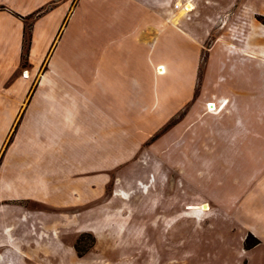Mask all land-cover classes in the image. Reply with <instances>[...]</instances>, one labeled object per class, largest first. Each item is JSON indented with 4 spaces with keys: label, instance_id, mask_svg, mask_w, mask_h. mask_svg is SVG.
Here are the masks:
<instances>
[{
    "label": "crops",
    "instance_id": "crops-1",
    "mask_svg": "<svg viewBox=\"0 0 264 264\" xmlns=\"http://www.w3.org/2000/svg\"><path fill=\"white\" fill-rule=\"evenodd\" d=\"M188 3L195 10L196 4L218 1L0 0V264H34V259L48 256L56 264H116L127 257L155 264L153 260L161 259L155 244L162 242L171 249L166 235L178 222L165 212L151 218L164 207L187 212L191 222L184 223L190 235L180 241L179 264L196 255L188 245L198 244L206 231L216 242L225 228L238 230L230 241L220 239L232 264H241L244 258L247 262L258 252L264 263V156L246 158L257 165L244 176L246 184H259L254 193L243 189L221 203L210 192L209 204L192 202L202 195L196 180L205 176L201 170L188 174L187 167L208 163L207 177H214L213 159L204 158L200 150L208 143L197 136L206 123L200 114L203 95H197L196 88L203 45L216 19L203 20L196 11H185ZM48 7L32 22L24 67L22 17ZM259 35L257 30L243 33L226 41L225 51H264ZM251 100L264 116L260 108L264 95L250 96L235 86L221 96L210 94L207 103L214 109L203 114L216 120L225 112L247 134L254 113ZM215 128L210 124L206 128L210 149L219 144ZM162 130L161 137L146 144L148 137ZM231 131L226 130V146L234 142L228 135ZM256 131V139L264 140V126ZM187 132L194 138L185 139ZM176 134L179 138L170 139ZM123 137L131 150H122ZM243 142L249 143L248 138ZM159 148L162 155H156ZM234 159L228 162L237 165ZM177 168L182 174L178 180H188L187 187L171 184L166 177ZM170 185L177 190V203H155L159 195L155 190L167 196ZM107 189L113 190L108 200L88 207L87 196L105 194ZM254 196L256 203L249 205ZM142 197L146 218L134 219L141 208L133 200ZM203 205L208 209L210 205V210L203 211ZM101 209L114 210V217L129 211L130 218L91 220L90 213ZM244 214L256 218L255 223H246ZM60 227L72 242L73 233L94 234L99 251L78 256L73 246L61 241ZM160 227L162 236L151 235ZM193 234L196 237L191 238L199 241L190 238ZM249 235L259 243L246 249ZM126 242L128 250L117 246ZM175 260L168 254L167 264Z\"/></svg>",
    "mask_w": 264,
    "mask_h": 264
},
{
    "label": "rangeland",
    "instance_id": "rangeland-1",
    "mask_svg": "<svg viewBox=\"0 0 264 264\" xmlns=\"http://www.w3.org/2000/svg\"><path fill=\"white\" fill-rule=\"evenodd\" d=\"M217 4H196V9L192 10V12L196 11L199 13V16L206 20L208 17L216 19V23L212 28L211 34L207 37L205 44L203 45V51L201 54V62L198 68V81H197V95L202 93V105L200 106V114H201V122L206 123V128L210 124L211 126H216L215 129L218 131L217 139L218 145L217 147L210 149L209 141L211 138H208V133L206 128L203 124H201L200 132H198L197 136L202 141H206L208 143L207 147H201V154L204 158L210 160L213 159V171L214 177L208 178L207 176V164L208 163H196L192 167H187L186 171L191 174H198V170L202 171V175L205 176L204 179H197L195 186L197 189L201 190L202 195L198 198L197 204H204L209 201V193L213 192V194L218 196L219 202L226 203L230 198L231 194H241L243 189L245 191L251 190V193L257 191L259 184L257 181L253 183L246 184L244 182V176L252 173V168H255L257 165L254 163L248 162L246 158H251L253 156H264V140L258 141L257 137V128L260 126H264V116L262 112L257 113L256 110V101L251 100L250 105L254 107V113L249 116V132L248 137L247 134L242 133L241 128L239 125H235V123L230 121L229 116L225 114H220L219 112L218 118L215 120L213 118H208L204 116L205 111H210L208 109V96L210 94H214V92L221 96V94H227L231 90L232 86L236 88L243 89L248 92L250 96H254L257 94L264 95V51L256 49L251 53H244L238 50L232 51H225V44L226 41H234L235 38H241L242 34H252L259 32V36L261 40L264 38V0H217ZM32 20H26V25L28 26L32 23ZM232 39V40H231ZM236 44L241 45V41H235ZM210 55H212V60H210ZM207 96V97H205ZM252 98V97H251ZM264 102V101H263ZM208 104V105H207ZM264 104V103H263ZM226 106V104H225ZM224 106V107H225ZM221 108V107H220ZM260 108H264V105H260ZM220 110V109H218ZM263 110V109H262ZM247 120V118L245 117ZM262 119V120H261ZM177 120V119H175ZM176 122V121H174ZM247 122V121H246ZM235 125V126H234ZM171 126V125H170ZM233 129L229 138L233 139L234 142L230 146H226L223 141L226 139V130ZM236 128V129H235ZM165 130L159 131L155 134H152L148 137L146 144L149 145L153 143L156 139L161 137ZM247 132V131H246ZM76 135V133H74ZM95 133H90L91 135H95ZM146 135L143 136L146 138ZM185 139H193L194 134L187 132L184 134ZM142 136V135H141ZM175 136V137H174ZM172 135L170 139H177L178 134ZM183 136V135H182ZM179 138V137H178ZM243 138H248L249 143L243 142ZM129 140L123 137V151L131 150V148L126 147ZM163 145V144H161ZM162 148V147H161ZM159 148L156 155H162L161 151L163 149ZM133 150V149H132ZM183 150V149H182ZM186 150V149H185ZM188 151V150H187ZM173 155L177 156L180 155L177 152L172 153ZM183 155V154H182ZM235 158L234 163L230 164L228 162L229 158ZM228 158V159H227ZM227 159V162H226ZM167 165H165L166 167ZM233 166V167H232ZM239 168H243L242 170ZM167 169H165V172ZM166 177L168 176L169 182L171 184H181L184 186H188V180L179 181L178 177L180 174L179 168L176 169L175 172H168L165 173ZM215 174H217L218 178H216ZM207 177V178H206ZM211 177V176H210ZM238 179V182L235 183V180ZM141 182V181H140ZM184 189H186L184 187ZM169 190V195L165 196L161 194V190H155V193L159 194L155 196V203L168 201L171 205L177 203L178 196L175 195L176 189L170 185V188L167 187ZM112 189H107L105 194H98V195H89L88 198V207L93 208L95 206L102 205L106 200L109 199L110 193ZM244 191V192H245ZM256 196L248 199L249 205L252 203L255 204ZM75 198V197H74ZM189 197H187L188 199ZM247 198V196H246ZM158 200V201H157ZM123 200L120 199V202ZM133 202L139 203V208H141L137 213L134 215V219L146 218V201L145 198L142 197L141 199H137ZM132 202V203H133ZM192 204V203H188ZM194 204V203H193ZM209 204V203H207ZM73 206H76L75 204ZM256 206V205H254ZM187 209H194L192 205H188ZM144 210V211H143ZM210 210V205L209 209ZM203 210V211H208ZM165 212V213H164ZM163 213L166 216H169L170 219L177 220V224L168 230L167 238L171 240L169 244L171 249L165 245V243L159 242L156 243L155 246L158 250V254L160 256V260H153L155 264H167L168 254L176 256V260L173 261L171 264H179L180 259H182L183 255H178V247H180L181 239H188L190 232L186 227H184V223L190 224L188 218V213L176 211V209H172L169 211L167 208L164 207V210H160L158 213H154V216L151 218H155V215L163 216ZM91 220L93 219H121L126 218L129 219V211H122L120 217L115 214L114 210H100L99 212L90 213ZM150 214V213H149ZM182 215V216H179ZM243 220L246 223H255V219L252 216L247 214L243 215ZM42 232L47 231L45 227H42ZM63 232L59 233V237L61 241H63L68 247L73 246L76 251L77 255L82 257L86 255L90 251H99L100 245L97 243V239L95 238L94 234L92 233H73L74 234V242L71 241V238L68 237L69 233L66 234V230L64 228L60 229ZM234 230V229H233ZM229 231L226 228L223 230V241H228L232 236L238 233L236 231ZM164 229L163 228H156L153 230L151 235H158L159 237L163 235ZM203 236L202 240L198 244L188 245V248L196 249V255L191 257L190 259L186 260V264H232L231 260L228 257L227 247L226 244L220 241V236H218V240L215 242H211V237L208 234L209 232ZM46 236L47 234H43ZM49 235V234H48ZM221 235V234H219ZM195 236L194 234L191 237ZM43 237V236H42ZM196 237V236H195ZM254 237V236H253ZM47 238V237H45ZM195 242L199 241L196 238H191ZM43 240V239H42ZM231 240V239H230ZM229 240V241H230ZM183 242V241H182ZM128 242L117 244L118 247H122L123 250L126 248L128 250L129 247ZM177 249V250H174ZM66 251V250H65ZM52 256V255H51ZM48 256L46 258H38L34 259L32 262L34 264H56L57 261ZM234 259V258H233ZM109 262V261H107ZM115 262V261H110ZM130 262H139V264H143L145 259L134 261L129 259V257L120 259L116 261V264H130ZM66 264V263H63ZM235 264V263H234ZM241 264H264L262 260H260V253L258 252L257 255L251 256L250 260L244 258L241 261Z\"/></svg>",
    "mask_w": 264,
    "mask_h": 264
},
{
    "label": "trees",
    "instance_id": "trees-1",
    "mask_svg": "<svg viewBox=\"0 0 264 264\" xmlns=\"http://www.w3.org/2000/svg\"><path fill=\"white\" fill-rule=\"evenodd\" d=\"M52 7V6H51ZM51 7H48L46 9H43L36 14L30 15L26 18L22 17L25 20H32L34 21L37 17H39L44 12L48 11ZM19 16V15H18ZM21 17V16H19ZM31 39H32V23H30L28 26L25 27V35H24V42H23V66L26 67L28 65V54L31 47ZM12 139V137H11ZM259 243V241L253 237L252 235H249L245 240V248L251 249L254 246H256Z\"/></svg>",
    "mask_w": 264,
    "mask_h": 264
},
{
    "label": "bare ground",
    "instance_id": "bare-ground-1",
    "mask_svg": "<svg viewBox=\"0 0 264 264\" xmlns=\"http://www.w3.org/2000/svg\"><path fill=\"white\" fill-rule=\"evenodd\" d=\"M194 8L195 7L192 4L188 3V4L185 5V8L184 9H185V11L189 12V11L193 10ZM208 109L209 110H213L214 109V105L212 103H210L208 105ZM202 209L207 210L208 209V205H203L202 206Z\"/></svg>",
    "mask_w": 264,
    "mask_h": 264
}]
</instances>
